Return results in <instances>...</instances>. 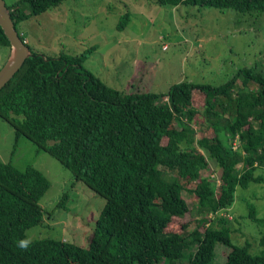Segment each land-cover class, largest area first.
<instances>
[{"label":"trees","instance_id":"16d2710c","mask_svg":"<svg viewBox=\"0 0 264 264\" xmlns=\"http://www.w3.org/2000/svg\"><path fill=\"white\" fill-rule=\"evenodd\" d=\"M64 1L5 5L19 34V23ZM149 1L264 13V0ZM128 20L122 15L118 30ZM0 47L10 53L1 28ZM29 49L0 90V118L16 140L26 138L105 202L86 247L41 239L23 251L17 242L41 223L39 202L50 185L33 167L0 162V264H213L216 245L229 249L224 264H264V232L260 254L252 255L248 243L233 245L236 219L228 214L238 188L264 180L263 75L241 70L218 86L182 81L164 94L123 93L83 67L85 54L49 58ZM185 192L196 202L191 231L181 223L190 213ZM248 210L264 228V216Z\"/></svg>","mask_w":264,"mask_h":264},{"label":"rangeland","instance_id":"374dc122","mask_svg":"<svg viewBox=\"0 0 264 264\" xmlns=\"http://www.w3.org/2000/svg\"><path fill=\"white\" fill-rule=\"evenodd\" d=\"M17 1L5 0L7 4ZM125 13H129L128 23L118 30ZM17 29L34 53L49 58L85 54L83 67L123 93L164 94L182 81L218 86L241 70L264 76V13L158 6L149 0H65L19 23ZM91 47L96 50L86 53ZM8 56V49L0 47V69ZM241 80L242 76L238 84ZM0 162L18 170L33 167L49 182L39 202L42 221L26 232L32 241L54 239L87 246L104 206L102 197L84 183L74 182L69 171L26 138L16 140L14 130L1 118ZM212 164L210 174L219 175ZM183 197L190 213L181 223H187L191 231L196 202L186 192ZM249 205L258 218L264 216V180L238 188L228 210L236 219L231 224L233 245L248 243L249 253L257 255L264 228L247 218ZM228 253V248L216 245L213 264H224Z\"/></svg>","mask_w":264,"mask_h":264},{"label":"water","instance_id":"95a60500","mask_svg":"<svg viewBox=\"0 0 264 264\" xmlns=\"http://www.w3.org/2000/svg\"><path fill=\"white\" fill-rule=\"evenodd\" d=\"M0 28L10 44L8 59L0 69V90L13 78L24 61L31 56L30 49L21 41L4 0H0Z\"/></svg>","mask_w":264,"mask_h":264},{"label":"clouds","instance_id":"9594fccd","mask_svg":"<svg viewBox=\"0 0 264 264\" xmlns=\"http://www.w3.org/2000/svg\"><path fill=\"white\" fill-rule=\"evenodd\" d=\"M32 243H33V241L31 239V237L30 236H26L25 238L20 239L17 242V247L19 249L23 250V251H27L31 247Z\"/></svg>","mask_w":264,"mask_h":264},{"label":"built area","instance_id":"2783aa9c","mask_svg":"<svg viewBox=\"0 0 264 264\" xmlns=\"http://www.w3.org/2000/svg\"><path fill=\"white\" fill-rule=\"evenodd\" d=\"M236 146V145H235ZM235 148V147H234ZM214 175V176H213ZM216 175L215 174H210V177L211 178H213L214 180H216V177H215ZM216 183H217V185L219 184V182L216 180Z\"/></svg>","mask_w":264,"mask_h":264}]
</instances>
